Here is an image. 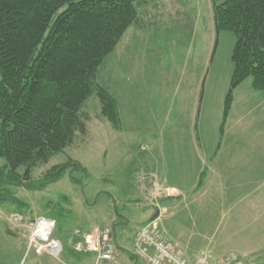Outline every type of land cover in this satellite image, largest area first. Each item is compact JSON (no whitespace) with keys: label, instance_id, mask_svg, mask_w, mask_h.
Listing matches in <instances>:
<instances>
[{"label":"rangeland","instance_id":"obj_1","mask_svg":"<svg viewBox=\"0 0 264 264\" xmlns=\"http://www.w3.org/2000/svg\"><path fill=\"white\" fill-rule=\"evenodd\" d=\"M139 21V26H132L106 59L97 77V84L122 105L121 131H116L102 116L100 101L94 94L82 110L88 116L87 135L78 134L72 146L33 170L35 189L2 187L0 264H95L94 254L73 251V236L76 230L106 225L114 228L116 252L114 262L102 264H143L134 257V238L159 209L161 231L181 249L198 240L192 250L207 244L209 248L203 251H211L218 258L234 254L256 264L260 257V261L264 260V235L240 225L235 240L221 238L215 231L226 217L215 214L204 225L199 217L195 218L206 213L199 202L190 204L187 199L166 205L141 202L143 188L148 190L151 184L148 180L142 182L139 176L156 173L159 168L166 175L167 162L171 176L177 170L183 176L181 172L188 166L185 159L190 162L194 159L188 154L189 146L195 147L197 143L207 155L220 148L223 140L227 148L235 146L231 133L221 138V128L235 70L232 57L236 37L228 31L217 35L211 0H146L141 5ZM249 80L251 84L252 79ZM190 84L205 86L203 103L197 105L196 143L192 141L195 119L191 114L196 101ZM253 92L251 111L242 117L238 124L240 132L236 134L239 148L233 161L238 165L235 185L248 178L264 183V92ZM226 127L227 123L225 131ZM173 132H177L175 137L170 136ZM224 157L219 162L221 173L228 174L227 168L234 165L225 166ZM172 159H179V165ZM209 159L210 156L208 163ZM70 163L78 164L80 170L70 166L59 180L40 189L55 167ZM156 163L159 167L153 170ZM6 165L7 161L0 157V171ZM19 172L23 174L24 169ZM159 183L164 195L157 194L158 199L166 198L170 190L163 181ZM188 184L186 177L180 181V185ZM243 194L241 190L235 191V195ZM15 199L19 206L13 202ZM156 205H160L158 209ZM248 206L247 202L238 204L239 210ZM50 213L55 214L58 222L54 234L65 246L63 255L56 258L28 254V242L23 236L26 229L11 223V216L22 214L32 220L48 217ZM115 218L117 222L113 221ZM204 230L208 232L202 233ZM207 237L209 240L204 243ZM219 241L224 242L225 248Z\"/></svg>","mask_w":264,"mask_h":264},{"label":"trees","instance_id":"obj_2","mask_svg":"<svg viewBox=\"0 0 264 264\" xmlns=\"http://www.w3.org/2000/svg\"><path fill=\"white\" fill-rule=\"evenodd\" d=\"M144 1L0 0V157L7 161L0 171V202L4 185L35 189L33 170L72 146L78 134L87 135L88 116L82 110L92 95L102 116L121 128L117 101L97 77L126 32L139 23ZM211 1L217 35L228 31L236 37L223 138L235 89L252 79L253 89L264 91V0ZM70 166L80 170L71 163L55 167L40 189ZM158 217L157 211L151 222ZM47 218L57 220L54 213Z\"/></svg>","mask_w":264,"mask_h":264},{"label":"crops","instance_id":"obj_3","mask_svg":"<svg viewBox=\"0 0 264 264\" xmlns=\"http://www.w3.org/2000/svg\"><path fill=\"white\" fill-rule=\"evenodd\" d=\"M141 23V21H139ZM142 25V24H141ZM139 26L138 24L133 25V27ZM132 28V27H131ZM128 32V31H127ZM126 32V33H127ZM125 37V35H124ZM123 37V38H124ZM122 38V40H123ZM121 40V41H122ZM249 79L244 81L241 85H239L235 91H234V103L233 107L231 109L230 115L228 117L227 121V127L225 131V138L228 137V135L231 133V137L234 140L235 146L227 148L225 145V140L222 141V144L220 148H217L215 151H213L212 154L207 155L206 153H203L201 148L197 146L196 141L198 142L199 135L197 133L196 127H197V119L199 117V111H197V105L199 102L200 107L203 103V100L205 98V86L202 88L195 85L190 84L189 87H192L193 93L192 97L196 101L195 106L192 107L193 111L191 110V114H194V137L192 136V141H194L195 147L192 146V141H189L191 146H189L188 154L191 156V158H194L192 162L186 160L185 168L182 170L181 173H183V176L180 174H177V172L181 170H177L176 173H174L173 176L169 174V172H172L170 169V163L167 162L168 170L166 171V175L161 172V168H159L158 172H151L150 174H146L144 176H139V179L144 181H149L151 184L150 188L147 190V188H143V200L141 202L149 203V202H157L158 204L161 202H164V205L166 204H174L179 203L180 201H191L190 204L199 202L201 204V209L204 208L206 213L200 215H195L196 217H199L201 222L204 224L208 219H212L215 214H222V218L224 216L226 219H224L223 223L218 225L217 230L215 233L217 235H221V238H226V240H235V234L239 233V226L241 225L244 228H251L254 229V233L258 235H264V183L262 184L261 181H254L250 180V178L244 180L243 183H237L235 185V167L238 165H234L233 161L235 160V152H237L239 146L237 145V142L239 141V138L236 137V134H238L240 131L238 130V127H240L238 124L239 122H242V117H245L247 115V112L250 110V100L254 98V92L255 91L251 84L249 83ZM262 92V91H260ZM264 92V91H263ZM188 96V95H187ZM187 96H185L187 98ZM118 109H119V116L120 121L122 124L123 118H122V105L119 103L118 100ZM126 108V107H125ZM196 108V110L194 109ZM235 114H237L235 116ZM236 117V118H235ZM235 119V125L230 126L231 121ZM193 120V119H191ZM114 127V126H113ZM237 127V129H236ZM116 131H121L122 128L116 129ZM177 132H173L170 134V136L175 137ZM224 138V137H223ZM227 142V140H226ZM183 155H185L183 153ZM209 163H208V158ZM222 156H225L223 158V162L225 166H228L230 164H233V168H227L230 173L225 174L221 173L220 160H222ZM175 163L179 165V159H172ZM236 164V163H235ZM157 163L153 165L152 169L155 170ZM208 166V169H206ZM240 166V165H239ZM246 166V165H244ZM186 171H188V174L186 175ZM203 174V175H202ZM176 175H178L176 178H174ZM161 176V178H160ZM186 177L188 185H180V181ZM181 178V180L179 179ZM204 178V179H203ZM162 179V180H161ZM202 179V186L199 187V183ZM193 182L191 183V181ZM163 181L167 189L170 191L168 192L171 196L168 198H161L158 199V195L155 192V187L160 184L159 182ZM241 190L244 194L242 196L235 195V191ZM167 195V194H166ZM194 195V196H193ZM193 196V197H192ZM190 198V199H189ZM192 198V200H191ZM240 202H247L249 204L248 207L243 208V210H239L238 204ZM206 204V206H203V204ZM262 204V206L260 205ZM160 206V205H159ZM158 205H156L157 209L159 208ZM155 207V208H156ZM211 212L212 214L210 216L207 215V213ZM189 214L192 216V212L189 211ZM200 215V216H199ZM201 217V218H200ZM152 216L149 217L147 223H152L155 225L157 229V234L164 239L165 241L171 243L174 245V247L187 259L193 261L197 256H199L202 253L208 254L212 259L214 260H222L227 257L218 258L215 257L211 251H203L205 247L209 248V245L205 244L204 248L200 246L197 250H192L193 244L197 245L195 243L198 242V240L191 241V244L184 246V249H181L178 247V245L174 242V240H170L168 237L164 235V233L160 229V224L158 222L162 219V213L159 209V217L151 222ZM114 222L118 221V218L113 219ZM205 225V224H204ZM105 227H111L109 225H106L104 227L95 226L92 230H81L84 234H90L97 228H105ZM112 228V227H111ZM113 232H114V228ZM208 232L207 230L202 231V233ZM115 238L116 235L114 234ZM209 238H204L203 242L207 243ZM199 242H202L199 240ZM219 245L223 248H225L224 242L219 241ZM213 249L217 250L218 247H212ZM264 248V247H263ZM199 250V251H198ZM221 251V250H220ZM234 255V254H232ZM231 256V255H230ZM136 258V257H135ZM137 260V258H136ZM261 257L257 259V263L264 264V260ZM138 262V260H137Z\"/></svg>","mask_w":264,"mask_h":264},{"label":"built area","instance_id":"obj_4","mask_svg":"<svg viewBox=\"0 0 264 264\" xmlns=\"http://www.w3.org/2000/svg\"><path fill=\"white\" fill-rule=\"evenodd\" d=\"M156 194L164 195L160 187H155ZM169 195V193H166ZM11 223L24 226L23 236L28 242V254H48L59 258L63 255L65 246L61 240L54 237L57 228L56 220L38 217L28 220L22 214H13ZM73 251L78 254L92 253L96 256L95 264L114 262L116 238L111 227L97 228L90 234L76 230L73 236ZM134 256L143 264H256L254 261L231 255L222 260H214L208 254L202 253L193 261L185 258L173 244L165 241L157 234L154 224L150 223L140 229L134 238Z\"/></svg>","mask_w":264,"mask_h":264}]
</instances>
